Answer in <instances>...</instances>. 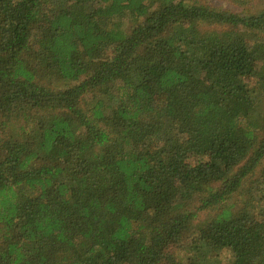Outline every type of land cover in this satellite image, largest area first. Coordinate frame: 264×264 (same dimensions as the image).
Segmentation results:
<instances>
[{
  "label": "trees",
  "instance_id": "obj_1",
  "mask_svg": "<svg viewBox=\"0 0 264 264\" xmlns=\"http://www.w3.org/2000/svg\"><path fill=\"white\" fill-rule=\"evenodd\" d=\"M223 251L264 264V9L0 0V264Z\"/></svg>",
  "mask_w": 264,
  "mask_h": 264
},
{
  "label": "rangeland",
  "instance_id": "obj_2",
  "mask_svg": "<svg viewBox=\"0 0 264 264\" xmlns=\"http://www.w3.org/2000/svg\"><path fill=\"white\" fill-rule=\"evenodd\" d=\"M190 2L195 1L200 4L210 6L212 8L220 9L221 11H230L237 14L241 12H250L257 13L260 10L264 9V0H250L248 3L239 4L234 2L233 0H188ZM126 25V23H125ZM251 83V82H250ZM88 100V99H86ZM206 217L205 213L199 214L197 221H201ZM221 256L219 258L221 264H225L226 259L229 257L228 251H223L220 253Z\"/></svg>",
  "mask_w": 264,
  "mask_h": 264
}]
</instances>
